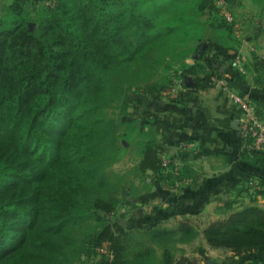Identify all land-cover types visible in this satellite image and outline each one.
Returning a JSON list of instances; mask_svg holds the SVG:
<instances>
[{
	"label": "trees",
	"instance_id": "1",
	"mask_svg": "<svg viewBox=\"0 0 264 264\" xmlns=\"http://www.w3.org/2000/svg\"><path fill=\"white\" fill-rule=\"evenodd\" d=\"M186 42L194 43L195 63L175 68L181 78L201 69L195 86L207 87L222 65L235 71L239 39L218 0H15L0 12V264H85L103 242L114 252L109 264H150V242L176 229L156 224L142 232L141 249L125 250L108 218L120 200L108 208L92 185L118 191L111 181L124 152L117 109L134 116L135 94L170 88ZM140 65L148 68L139 73ZM142 146L139 169L158 172L156 139ZM243 152L264 162L260 151ZM88 218L100 228L74 262L53 236ZM176 226L182 238L192 235L189 224ZM203 233L210 245L236 254L264 251V208L242 205ZM167 263L196 264L170 255Z\"/></svg>",
	"mask_w": 264,
	"mask_h": 264
},
{
	"label": "crops",
	"instance_id": "2",
	"mask_svg": "<svg viewBox=\"0 0 264 264\" xmlns=\"http://www.w3.org/2000/svg\"><path fill=\"white\" fill-rule=\"evenodd\" d=\"M14 1L0 0V12ZM242 1L248 0H225V3L250 29V38L258 50L249 51L247 43H238L247 73L234 75L225 65L221 66V72L231 76L232 86L247 94L264 112V69L258 68L252 56L255 52L264 56V31L253 28L250 14L243 12ZM193 46L189 42L182 45L176 67L195 63ZM202 75V70L197 68L194 72H185L184 87L177 83L173 89L157 96L145 93L139 96L138 120L149 121L161 160L158 172L149 168L143 173L146 188L140 194L144 203L139 207L140 214L144 215V223L161 221L158 224L172 227L183 222L192 228H201L197 237L189 236L183 242L188 243L186 247L194 248L189 249L188 257L196 264H248L252 259L264 258V251L236 254L230 248L212 246L203 229L242 205L255 202L264 208V162L257 163L254 155L243 152L238 126L233 125L241 117V107L217 85L195 86L196 78ZM180 76L178 69L174 78L178 81ZM183 143L186 147L181 146ZM166 160L169 164L164 166ZM175 164L181 165L179 177L171 172ZM253 181L260 185L255 191ZM198 241L202 246H196Z\"/></svg>",
	"mask_w": 264,
	"mask_h": 264
},
{
	"label": "rangeland",
	"instance_id": "3",
	"mask_svg": "<svg viewBox=\"0 0 264 264\" xmlns=\"http://www.w3.org/2000/svg\"><path fill=\"white\" fill-rule=\"evenodd\" d=\"M219 2L223 7V10L225 9V12H229L235 17L234 22L237 28L235 31L237 30L238 32L236 34L240 45L242 42H245L248 44L249 51L258 50L257 44L250 38L252 37L249 32L250 29L245 27V22L238 18L236 11L233 10L232 7L226 5L225 0H220ZM241 4L245 6L243 12L250 14V18H252L251 21L253 22V28H257V30L261 32L264 31V23L262 20L264 16V0H248ZM238 53L242 56V62L245 64L244 54L240 52V50H238ZM252 56H254V59L256 58L257 66V60L264 58V56H259L256 52L253 53ZM146 68L148 67L140 65L139 73L142 72L141 69ZM173 68L172 86L168 88L167 91L173 89L174 85H177L178 83L177 79L174 78L177 74V70H175L177 67L175 66ZM181 86L184 87V85ZM140 95L141 94H137V98L135 97L136 103H138ZM130 112H133L132 107L129 108V113ZM120 113L121 110L118 108L116 116L121 121L119 134L121 136L120 142L124 148V152L121 158L114 162L111 175V181L117 183L118 191H111L109 185L101 188L92 185V192L101 203L109 204L108 208L111 207L112 203L120 200L118 206L116 205L117 208L108 213V218L110 222L116 223L113 225L112 230H114L113 234L118 244L125 246V250L127 249L130 250V252H135L143 247V240H145V237L142 232L144 230L147 231V228H151L161 222H142L144 215L140 214L141 212L139 209V207L144 205L140 199V194L146 188V182L142 179L144 172L138 167L142 155V144L149 138H155V132L152 127L148 125L149 121L145 122L146 124L142 122V128L135 125L133 119L140 116L139 111L135 112L134 116L129 115L128 113H123V120ZM255 190L257 189H254V191ZM128 192L130 193V196H128ZM127 203L129 205L125 206ZM169 227H171V225ZM172 227L176 230L170 234L160 235L161 237L157 238L158 241L150 242L154 248L153 254L151 253L150 255V264H168L167 261L169 255L172 259H178L181 256L188 257V254L190 255L189 249H194L192 246L186 247L188 244L187 242V244H184V240L186 239L182 238L181 232H183V228L179 229L177 228L178 226ZM99 228L98 219L88 218L71 224L67 229L53 237L62 244L68 257L74 262H78V254L83 248L84 241L88 239L89 236H92V234L98 232ZM124 230L129 231V234L131 232V234L126 236ZM200 230L201 228L199 227L193 228L191 231L192 235L190 236L197 237ZM107 246H99L100 250L99 247H97L95 253L87 259L85 264H99L102 257L107 260ZM196 246H202L201 242L198 241Z\"/></svg>",
	"mask_w": 264,
	"mask_h": 264
},
{
	"label": "built area",
	"instance_id": "4",
	"mask_svg": "<svg viewBox=\"0 0 264 264\" xmlns=\"http://www.w3.org/2000/svg\"><path fill=\"white\" fill-rule=\"evenodd\" d=\"M44 4L47 6H52L56 0H42ZM220 0H218V4L220 5ZM221 6V5H220ZM222 7V6H221ZM223 8V7H222ZM225 17L229 20L234 22L235 17L223 10ZM263 23H264V16H263ZM235 23V22H234ZM235 29L236 25H235ZM236 33L237 30L235 31ZM258 61V68L264 69V65H261ZM233 69L240 73H247V69L245 64L242 62V56L238 53L234 60H233ZM234 71V72H235ZM232 77L228 75H223V72L220 74H214L211 78V84L217 85L221 91H224L229 99L234 102L235 104L241 107V117L239 118L238 123V130H239V140L243 147L246 150H257L264 154V112L262 109L257 107V105L253 102V100L247 95L242 94L239 92L235 87L232 86L231 80ZM180 85L182 84V78L177 81ZM186 144H182L181 146L184 147ZM186 147V146H185ZM169 161H164L163 165L167 166ZM170 169V168H169ZM174 175H179L181 172V165L175 164L172 167L171 171ZM259 182L253 181L252 188L257 189L259 187ZM107 242H103L101 246H107ZM100 250V247H99ZM107 260L106 264H109L112 259L114 258V252L107 246ZM103 255V254H102ZM258 264H264L262 262Z\"/></svg>",
	"mask_w": 264,
	"mask_h": 264
},
{
	"label": "water",
	"instance_id": "5",
	"mask_svg": "<svg viewBox=\"0 0 264 264\" xmlns=\"http://www.w3.org/2000/svg\"><path fill=\"white\" fill-rule=\"evenodd\" d=\"M238 123H239V122H238L237 120L233 121V125H234V126H238Z\"/></svg>",
	"mask_w": 264,
	"mask_h": 264
}]
</instances>
